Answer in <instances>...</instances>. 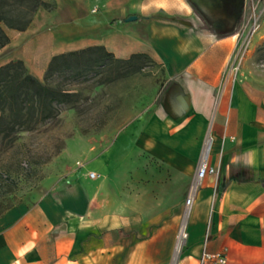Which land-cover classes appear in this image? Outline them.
<instances>
[{
    "label": "crops",
    "instance_id": "0c3cea01",
    "mask_svg": "<svg viewBox=\"0 0 264 264\" xmlns=\"http://www.w3.org/2000/svg\"><path fill=\"white\" fill-rule=\"evenodd\" d=\"M53 1L58 20L88 36L62 53L102 46L116 59L145 54L162 66L164 112L170 116L174 103L186 119L187 159L176 165L187 175L153 177L146 191L121 184L119 203L106 194L96 202L89 172L37 191L0 216V264H168L208 132L201 164L215 173L194 184L186 250L176 264H198L204 248L225 252L228 264H264V71L227 74L245 0Z\"/></svg>",
    "mask_w": 264,
    "mask_h": 264
},
{
    "label": "rangeland",
    "instance_id": "374dc122",
    "mask_svg": "<svg viewBox=\"0 0 264 264\" xmlns=\"http://www.w3.org/2000/svg\"><path fill=\"white\" fill-rule=\"evenodd\" d=\"M5 31L10 42L0 50V67L21 60L43 84L78 97L74 104L58 106L50 120L16 128L7 137L0 135V215L33 193L45 192L55 183L74 182V175L84 172L95 173L90 184L98 191L97 203L105 194L119 203L121 184L129 191L135 184L146 191L153 177L187 175L184 166L176 165L187 159V134L180 133L186 119L176 116L174 103L170 116L164 112L169 83L159 63L146 56L127 65L113 62L86 77L71 73L47 77L51 58L80 46L88 39L86 28L74 29L71 23L59 21L56 11L40 10L26 31ZM234 33L239 42L227 74L233 73L234 79L262 74L264 0L244 1ZM211 124L212 119L209 129ZM208 138L210 132L192 176L201 165ZM186 240L177 262L185 253ZM174 253L168 264L174 263Z\"/></svg>",
    "mask_w": 264,
    "mask_h": 264
},
{
    "label": "trees",
    "instance_id": "16d2710c",
    "mask_svg": "<svg viewBox=\"0 0 264 264\" xmlns=\"http://www.w3.org/2000/svg\"><path fill=\"white\" fill-rule=\"evenodd\" d=\"M40 10L54 12L57 4L53 0H0V50L10 42L5 28L26 31ZM146 56L135 54L126 60L116 59L104 47L93 46L53 56L46 76L71 73L86 77L113 62L127 65ZM77 97V93L43 84L26 71L23 61H11L0 67V135L7 137L16 128L50 120L58 106L74 104Z\"/></svg>",
    "mask_w": 264,
    "mask_h": 264
},
{
    "label": "built area",
    "instance_id": "2783aa9c",
    "mask_svg": "<svg viewBox=\"0 0 264 264\" xmlns=\"http://www.w3.org/2000/svg\"><path fill=\"white\" fill-rule=\"evenodd\" d=\"M214 173H215V169L213 167H210L206 161L205 163L201 164L200 167L198 168L195 183L200 184V182L204 179V177L206 175L214 174ZM89 177L94 179L95 173H92V172L89 173ZM198 184L196 185V189H197ZM193 187H192L191 192H190V194L186 200V210L189 207L190 211H191L193 201H194V197H195V193H196V189L193 192ZM180 234H181V229L179 230V233L177 236V241L179 239ZM186 238H187V234H186ZM198 264H228V257H227V254L225 252L210 253L207 251L206 248H204L203 251L201 252L199 259H198Z\"/></svg>",
    "mask_w": 264,
    "mask_h": 264
},
{
    "label": "bare ground",
    "instance_id": "6f19581e",
    "mask_svg": "<svg viewBox=\"0 0 264 264\" xmlns=\"http://www.w3.org/2000/svg\"><path fill=\"white\" fill-rule=\"evenodd\" d=\"M28 52V51H27ZM195 191L194 187H193V192ZM190 210V208L188 207L187 210H186V214H185V220L181 226V234L179 236V239L178 241L176 242V247H175V253H174V262L177 261L178 259V256H179V253L181 252V249L184 245V242L185 240L187 239L186 238V226H187V214H188V211Z\"/></svg>",
    "mask_w": 264,
    "mask_h": 264
},
{
    "label": "clouds",
    "instance_id": "9594fccd",
    "mask_svg": "<svg viewBox=\"0 0 264 264\" xmlns=\"http://www.w3.org/2000/svg\"><path fill=\"white\" fill-rule=\"evenodd\" d=\"M157 7H162L163 5L159 2V0H153ZM142 10L147 11V7L142 8ZM95 11V10H93Z\"/></svg>",
    "mask_w": 264,
    "mask_h": 264
},
{
    "label": "water",
    "instance_id": "95a60500",
    "mask_svg": "<svg viewBox=\"0 0 264 264\" xmlns=\"http://www.w3.org/2000/svg\"><path fill=\"white\" fill-rule=\"evenodd\" d=\"M137 17H130L128 20L129 21H135ZM177 262H175L174 264H176Z\"/></svg>",
    "mask_w": 264,
    "mask_h": 264
}]
</instances>
